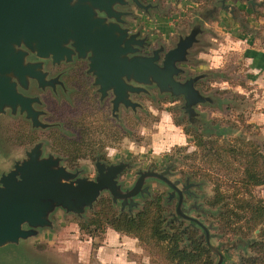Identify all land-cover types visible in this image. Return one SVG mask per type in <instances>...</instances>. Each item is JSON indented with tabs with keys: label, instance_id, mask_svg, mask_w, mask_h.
<instances>
[{
	"label": "rangeland",
	"instance_id": "374dc122",
	"mask_svg": "<svg viewBox=\"0 0 264 264\" xmlns=\"http://www.w3.org/2000/svg\"><path fill=\"white\" fill-rule=\"evenodd\" d=\"M224 1L232 9L223 8ZM224 1L138 0L140 5H137L126 0L124 4L113 5L122 12L120 24H127L124 28L128 33H135L140 39L134 43L132 54H156L159 64L179 37L194 31V41L175 61L181 68L174 76L176 80L184 82L195 77L193 85L197 94L189 98L188 106L182 94H172L152 81L127 80L133 87L125 92L127 101H115L113 88L108 87L107 92L99 90L100 85L89 67L90 52L82 56L75 53L68 58L87 59L81 87L67 74L66 81L63 80L64 70L60 75L51 76L42 68V62H36L39 64L35 70L39 71L41 79L30 77L29 83L32 80L37 83L39 99L28 95L35 113L27 116L19 109L12 112L8 107L0 111L7 113L0 116V173L21 161L25 152L33 147L39 149L40 157L57 158V165L76 173V177L92 180L98 173L97 161L103 160L106 165L120 163L122 169L116 183L121 191L131 190L140 172L164 173L178 188L184 181L190 182L189 190L193 193L185 198L186 203L196 208H191L187 214L179 209L196 224L171 218L165 223L169 233L180 232L181 246L187 243L189 231L199 239L204 237L213 264H264V221L248 222L249 214L242 213L238 207L242 200L234 205L231 197L226 199L230 202L229 209L233 207L238 215H243L240 218L226 212L227 208H220L222 201L210 204L215 195L214 182L204 172L214 175L215 170L219 171L223 182L221 190L231 194L238 188L237 196L243 199L247 198L248 190L254 198L264 202V183L247 187L243 183L235 184L232 178L239 174V164L204 163L195 137L200 136L206 148L221 150L233 143L244 144L249 150H258L264 155V86H258L250 77L242 49L235 48V28L232 32L226 29L229 16L239 22L244 20V14L237 7L241 1ZM130 27L136 30L130 31ZM244 28L246 25L242 26ZM247 33L250 35V30ZM59 94H62L60 100L56 99ZM203 96L207 98L200 100ZM197 167L202 172L196 173ZM141 188L145 189L123 202L120 198L112 200L110 192L103 189L92 206L84 207L79 215L56 208L48 215L51 226L40 228L38 234L21 239L17 244L0 246V264H80L76 257L70 255L71 259L63 252L68 247L62 242H68L69 232L80 240L91 241L93 251L89 260L94 264V250L104 245L107 228L97 233L80 230L79 222L95 209L100 197H110L113 209L120 213L136 212L147 199L157 195L167 212H177V195L164 180L146 177ZM92 228L89 226L90 230ZM57 233L60 239L58 236L53 239ZM119 234L122 240L112 241L107 247L118 252L121 264H173L163 257L158 245Z\"/></svg>",
	"mask_w": 264,
	"mask_h": 264
},
{
	"label": "water",
	"instance_id": "95a60500",
	"mask_svg": "<svg viewBox=\"0 0 264 264\" xmlns=\"http://www.w3.org/2000/svg\"><path fill=\"white\" fill-rule=\"evenodd\" d=\"M128 1V0H127ZM137 5L138 0H132ZM224 1V0H222ZM126 0H0V111L4 107L13 112L18 108L29 116L32 98L20 91L27 87L29 78L41 79L35 70L39 63L28 61L29 52L38 57H62L70 53L83 55L90 51L89 67L96 83L113 88L114 100L126 102L125 92L133 87L127 80L154 82L172 94H182L185 104L196 95L191 77L184 82L174 78L181 68L175 64L194 41V31L179 37L160 62L158 56L134 55V43L140 39L121 26L115 4ZM251 3V0L247 1ZM223 8H228L223 2ZM97 11L105 16H99ZM108 17L114 20L107 21ZM71 41L68 46V42ZM140 42V41H139ZM129 54H132L129 56ZM203 96L200 100H205ZM57 158L40 157L38 148L25 152L21 161L0 174V246L17 244L34 236L40 228L51 226L49 213L56 208L77 215L97 200L107 189L112 200L125 201L141 188L146 177L164 180L171 188L175 184L164 173L140 172L131 190L121 191L116 177L122 164L96 162L97 175L92 179L76 177V173L57 165ZM179 196L177 212L180 213ZM183 215V214H181ZM185 216V215H183ZM189 217V216H185Z\"/></svg>",
	"mask_w": 264,
	"mask_h": 264
},
{
	"label": "trees",
	"instance_id": "16d2710c",
	"mask_svg": "<svg viewBox=\"0 0 264 264\" xmlns=\"http://www.w3.org/2000/svg\"><path fill=\"white\" fill-rule=\"evenodd\" d=\"M195 137L197 138V145L201 147L200 158L204 160V163H220L224 161L229 166L232 163L234 164V162L239 164L241 170L239 174H236V176L232 178L235 184L243 183V186L247 187L249 185L264 183V170L262 169L264 165V155L262 152L252 149L249 150L244 144L236 146L234 143L230 146L221 148L222 151L214 147L206 148L201 137L196 135ZM80 142L83 143V141ZM197 171L202 172L198 167L195 172L197 173ZM230 172L229 170L228 173ZM214 173V175H211L209 172H204V174L212 178L214 182L215 195L210 204L215 205L222 201L220 208H227L225 211L230 212L232 216L236 217L238 214L235 208L231 207L229 209L230 202L226 201V199L231 197L234 200V205L242 200L241 204L238 206L242 211L240 209L239 211L249 214L248 222L250 221L255 224L260 220L264 221V202H262L261 199L254 198L248 190V196L244 199L237 196L239 191L238 188L231 194H229L230 192L228 191L225 192L221 190L223 182H221L220 178L222 176L217 170H215ZM110 201V197H100L95 204V209L92 210L89 216L85 217L82 222H79V229L97 233V231L103 232L106 228H111L117 232L135 236L143 242H152L154 245L159 246L163 257L173 264H213L210 255L211 250L205 243L204 237L199 239L200 237L194 236V234L192 235L188 231V236H186L187 243L181 246L180 241L182 235L180 232L175 230L169 233L165 223L170 220V218H176L174 220L182 219L181 217L188 219L192 218L185 217L177 212L176 214H170V210L167 212L160 203V196L155 195L147 199L136 212L126 211L118 213L113 209ZM238 216L240 218L243 215ZM227 221L231 223L230 218H227ZM89 226L93 228L90 230Z\"/></svg>",
	"mask_w": 264,
	"mask_h": 264
},
{
	"label": "crops",
	"instance_id": "0c3cea01",
	"mask_svg": "<svg viewBox=\"0 0 264 264\" xmlns=\"http://www.w3.org/2000/svg\"><path fill=\"white\" fill-rule=\"evenodd\" d=\"M240 1L241 4L237 3V7L239 8L238 10H240V13L244 14V20L239 22L235 17L229 16L230 20L227 22L226 29L231 32L234 28L236 29L233 30L234 34L237 35L235 48L242 49V57L244 56L250 67V77L257 82L258 86H264V0H251V3H248V0ZM224 4L228 5L225 1ZM225 9L230 10L232 8L228 7ZM224 18H226L225 15ZM243 25H246V28L242 29ZM249 30L250 35L247 33ZM259 91L260 90L257 92ZM261 96H263V94H261ZM106 230V238L102 241L104 245L101 244L98 246V249L94 250L93 254L95 263L102 264V262L106 263L109 261L110 264H121L122 261L121 257L118 256V252H115V249L113 248V254V250L107 247V244L112 241L113 243H115V241H121L122 237H120L119 232L113 229L107 228ZM68 234V242H62L64 243V246L67 245L68 248L63 250V252L66 251V255L69 258H71L70 255L76 257L80 264H90L89 257L93 251L91 241L88 239L80 240L78 236L75 237V235H72L70 232ZM57 236L60 239L58 233L53 236V239ZM70 247H73L71 249L72 251L68 252ZM91 263L93 264L92 261Z\"/></svg>",
	"mask_w": 264,
	"mask_h": 264
},
{
	"label": "flooded vegetation",
	"instance_id": "af4514ba",
	"mask_svg": "<svg viewBox=\"0 0 264 264\" xmlns=\"http://www.w3.org/2000/svg\"><path fill=\"white\" fill-rule=\"evenodd\" d=\"M118 11H121L120 8L116 9ZM97 14L99 16H105V14L103 12H100V11H97ZM121 16V14H119V17ZM107 21H110V17H108L106 19ZM114 20V18H113ZM127 24H124L122 23L121 26L123 27H126ZM131 28V27H130ZM130 31H133V30H136L135 28H131L129 29ZM71 41L68 42V46H71L70 45ZM78 51L74 52V53H70L69 57H67V55H63L62 57H59V58H54L53 56L51 55H48L47 57H38L35 53L33 52H29L26 56V58L28 60H32V62H42L40 63L42 65V68L48 72L49 75L51 76H56L57 74H61V72L64 70L65 72L62 73L63 75H61V77L63 78V80L66 81V78L69 76L71 77V80H74L75 83L81 87L82 86V82H81V77H83V73H85V69H86V66H87V59L85 58H78L77 57H73L72 60H69L72 58L73 55H75V53H77ZM85 52H90L88 50L84 51ZM77 55H79L77 53ZM82 56V55H80ZM69 58V59H68ZM43 59V60H41ZM68 61V62H67ZM65 74H67L68 76L66 78H64ZM57 82V81H56ZM71 83V82H70ZM37 83L35 81H31L29 83L28 81V84H27V87L25 89H21L20 88V91L25 94V95H30L32 97H36L39 99V94H40V89H38V87H36ZM56 84V83H54ZM100 85V84H99ZM82 89V88H80ZM101 89V87L99 86V90ZM110 89L109 88H104L103 89V92H107L109 91ZM101 91V90H100ZM50 92V91H49ZM102 92V91H101ZM38 94V95H37ZM49 94V93H48ZM47 94V97H49V95ZM53 94V93H52ZM59 98H56L58 100H60V97H62V94H59L58 95ZM42 99H44V94H43V97H41ZM60 103L62 101H59ZM33 104V103H32ZM32 107V106H31ZM18 110V108L16 109ZM7 111V110H6ZM10 111V110H9ZM19 111V110H18ZM25 112V111H23ZM26 113V112H25ZM35 113L34 109L29 111V115L32 116L33 114ZM5 114L7 113H0V116H4ZM17 117H21V116H17ZM102 162L106 163L105 161L102 160ZM9 170V169H8ZM7 170V171H8ZM5 171V172H7ZM4 172V173H5ZM2 173V172H1ZM0 173V174H1ZM165 175V174H164ZM189 185H190V182H185L182 184L181 187H176V188H172L171 191L172 193H175L177 195V201H176V205L178 204V198L179 196H181V200H180V208L182 210V212H184L185 214L189 213L190 209L191 208H196L195 205H192L191 203H186V198L185 196H190L192 195L193 193H191V191L189 190ZM190 192V193H189ZM172 195V194H171ZM171 195H167V196H170L169 198H171ZM174 195V194H173ZM168 198V199H169ZM175 213L176 214V211H172L170 214H173ZM174 218V217H173ZM182 219H179V220H187L188 222L190 223H193V224H196L195 220H192V219H188V218H184V217H181ZM191 218V217H189ZM176 219V218H174ZM204 229V228H203Z\"/></svg>",
	"mask_w": 264,
	"mask_h": 264
}]
</instances>
